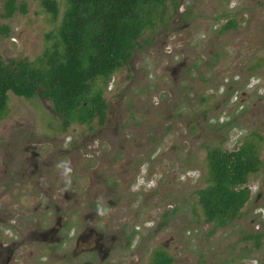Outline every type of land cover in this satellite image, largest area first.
<instances>
[{"label": "rangeland", "instance_id": "374dc122", "mask_svg": "<svg viewBox=\"0 0 264 264\" xmlns=\"http://www.w3.org/2000/svg\"><path fill=\"white\" fill-rule=\"evenodd\" d=\"M57 1L54 18L41 0H17L27 12L6 17L0 0L5 60L36 62L53 45L67 8ZM96 87L106 122L67 129L49 99L9 92L0 119L2 259L14 227L36 228L28 220L47 206L78 210L81 225L96 199V224L114 236L100 264H153L159 250L172 264H264V0H166L129 64ZM247 143L262 160L246 183L251 197L234 222L217 227L197 194L208 185V149Z\"/></svg>", "mask_w": 264, "mask_h": 264}, {"label": "trees", "instance_id": "16d2710c", "mask_svg": "<svg viewBox=\"0 0 264 264\" xmlns=\"http://www.w3.org/2000/svg\"><path fill=\"white\" fill-rule=\"evenodd\" d=\"M56 18L57 0H41ZM166 0H67L58 39L32 62L27 58L5 60L0 53V119L8 110L9 92L25 98L40 96L52 102L64 129L73 123L91 124L107 119L104 89L113 73L129 64L139 39ZM6 17L27 12L26 2L6 0ZM208 185L197 190L203 215L217 227L234 222L251 197L246 183L259 171L262 160L252 143L228 151L210 147L207 152ZM251 238L261 239V234ZM173 257L156 251L153 264H172ZM238 264H248L241 262Z\"/></svg>", "mask_w": 264, "mask_h": 264}, {"label": "flooded vegetation", "instance_id": "af4514ba", "mask_svg": "<svg viewBox=\"0 0 264 264\" xmlns=\"http://www.w3.org/2000/svg\"><path fill=\"white\" fill-rule=\"evenodd\" d=\"M95 205L96 199L88 203V210L82 212L85 219L81 225L77 220L78 210L70 213L69 207L60 206L52 212L47 206L38 220H28L36 228L29 226L16 232L14 227V242L2 247L6 259L3 261L1 255V264H10L13 259L14 264H29L34 258L36 264H100L111 256L114 236L104 234L97 226ZM34 242L43 243L37 252L32 249ZM130 242L127 238V246Z\"/></svg>", "mask_w": 264, "mask_h": 264}]
</instances>
